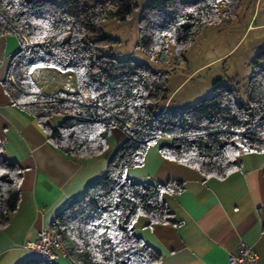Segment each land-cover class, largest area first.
Returning <instances> with one entry per match:
<instances>
[{"label": "trees", "instance_id": "obj_1", "mask_svg": "<svg viewBox=\"0 0 264 264\" xmlns=\"http://www.w3.org/2000/svg\"><path fill=\"white\" fill-rule=\"evenodd\" d=\"M243 1L149 0L138 23L139 47L166 65L172 45L176 60L185 62L197 35L235 19ZM138 9V0H0V32L19 33L28 45L22 38L9 71L14 83L8 79L6 90L14 105L37 119L51 145L65 156L88 159L107 150L112 128L128 136L105 175L50 225L74 264H160V254L133 234V224L139 216L150 225L175 223L162 196L179 193L183 184L127 179V169L140 166L150 146L217 179L241 169L243 154L264 153V52L251 63L242 88L234 77L226 83L219 78L210 97L182 111H162L170 73L104 51L117 41L105 34L103 22L125 23ZM37 69L72 74L79 92L45 94L34 80ZM56 116L61 120L51 126ZM163 137L168 141L159 143ZM23 173L0 149V229L19 207ZM21 264L46 263L36 258Z\"/></svg>", "mask_w": 264, "mask_h": 264}, {"label": "crops", "instance_id": "obj_2", "mask_svg": "<svg viewBox=\"0 0 264 264\" xmlns=\"http://www.w3.org/2000/svg\"><path fill=\"white\" fill-rule=\"evenodd\" d=\"M148 2L140 1L137 14L131 18L135 19L137 32L142 10ZM238 16L210 26L198 36L223 27L239 33ZM254 16L255 10L244 33L254 26L264 25L252 23ZM131 20L116 22V27L107 29L103 22L105 34L117 41L114 44L117 46L112 45L109 49L122 59L131 58L170 73L167 84L169 98L161 104V110L182 111L201 100L192 93L177 97L178 92H175L189 83L203 66L188 69L183 61H179V73L175 74L179 82L171 86L174 72L141 51L139 34L138 54L134 55L126 48L122 36L125 31L122 29ZM111 28L116 30V35ZM224 33L227 37V31ZM21 39L19 34L0 32V142H3L4 157L24 170L19 207L0 229V264H21L36 259V254L26 248V244L36 240L42 228L50 227L59 212L81 199L86 190L105 175L110 160L128 139L122 129L114 127L107 150L101 156L88 159L68 157L54 148L37 119L14 105L5 87L13 59L22 48ZM34 75L48 80L38 83L45 94L53 95L62 90L61 81L65 73L37 69ZM234 78L242 88L243 79L237 72ZM211 94L212 86L208 90V95ZM60 120L61 117H53L51 126ZM167 141L168 138L159 139V143ZM126 177L133 183L154 186L168 182L183 184L179 193L165 192L162 196L175 223L150 225L147 217L139 216L133 224V234L160 254V264H228L227 255L241 245L256 254L258 264H264V153L243 154L241 169L224 179H217L206 178L195 168L164 158L158 145H154L147 149L140 166L127 169ZM55 264L74 263L70 258L61 257Z\"/></svg>", "mask_w": 264, "mask_h": 264}, {"label": "rangeland", "instance_id": "obj_3", "mask_svg": "<svg viewBox=\"0 0 264 264\" xmlns=\"http://www.w3.org/2000/svg\"><path fill=\"white\" fill-rule=\"evenodd\" d=\"M49 1L61 5L65 0ZM140 1L142 0H138V3ZM223 10L224 8L221 6V11ZM254 10L255 16L252 23L255 21V25L264 24V0H244L238 16L239 33H234L223 27L219 30L212 29L205 36L197 35L196 41L185 53V62L183 63L188 69L203 67L198 70L197 75L189 83L185 86L183 85L182 89L179 88L175 92V94L178 92L177 97L192 93L197 99L208 98L210 97L208 90L216 79L222 78L223 83H226L229 78L235 76V72L243 79V84L247 83L252 73L251 63L260 53L264 52V25L254 26L244 33L246 24L249 22ZM136 12L133 16L137 14ZM134 22L135 19H132L129 25L122 29V31H125L122 36L125 39L126 48L133 51L135 55L138 54V32L135 30ZM104 26L106 29L116 27L117 23L114 20H109L105 21ZM234 28L236 29L237 27ZM111 29L113 35H116V30L114 28ZM224 31H227V37ZM120 32L121 30L118 31V33ZM236 42L238 43L235 45ZM112 47V45L106 47L105 53L108 52V48ZM225 53L227 54L218 58ZM118 58L120 59V56ZM166 66L168 70L174 72L170 79V85L175 86L179 82L178 76L175 75L179 73V61L176 60L172 45L168 47V63Z\"/></svg>", "mask_w": 264, "mask_h": 264}, {"label": "built area", "instance_id": "obj_4", "mask_svg": "<svg viewBox=\"0 0 264 264\" xmlns=\"http://www.w3.org/2000/svg\"><path fill=\"white\" fill-rule=\"evenodd\" d=\"M18 33V31H16ZM19 34V33H18ZM20 35V34H19ZM27 47V41L22 36ZM8 79L13 82V70L9 72ZM36 83H43L48 81L46 78H42L39 75H34ZM61 89L70 94L78 93L79 88L74 82L72 74H65L61 81ZM0 149L3 151V142H0ZM32 252H34L37 258L46 264H55L61 257L70 258L69 250L67 246L61 242L59 237L55 235L50 227L42 228L36 240L29 242L25 246ZM228 264H258V257L254 254L250 248L246 246H239L235 252H231L227 255Z\"/></svg>", "mask_w": 264, "mask_h": 264}]
</instances>
